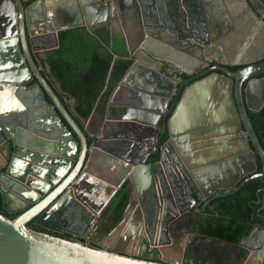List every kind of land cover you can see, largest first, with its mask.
<instances>
[{
	"label": "water",
	"instance_id": "obj_1",
	"mask_svg": "<svg viewBox=\"0 0 264 264\" xmlns=\"http://www.w3.org/2000/svg\"><path fill=\"white\" fill-rule=\"evenodd\" d=\"M181 4L179 28H172V15L159 12L156 0H0V201L8 214L0 212V264H264V219L239 244L168 233L215 192L224 191L215 196L221 199L264 179V149L248 115L264 107V61L229 68L264 52V0H201L203 26L191 38L178 34L179 24L193 19ZM60 12L71 22L57 23ZM110 12L125 27L133 61L116 89L133 77L135 84L126 102L110 99L100 113L97 104L82 123L60 98L69 96L50 71L47 39L59 46L61 31L80 27L94 35ZM34 91L52 113L49 127L59 131L52 140L28 137ZM156 152L159 160L150 161ZM123 187L128 205L100 248L61 236L98 234L96 218ZM258 203L264 209L260 196ZM156 213L164 216V236L139 244L142 255L127 252ZM32 221L47 231L31 228ZM126 222L132 228L125 240L104 244Z\"/></svg>",
	"mask_w": 264,
	"mask_h": 264
},
{
	"label": "trees",
	"instance_id": "obj_2",
	"mask_svg": "<svg viewBox=\"0 0 264 264\" xmlns=\"http://www.w3.org/2000/svg\"><path fill=\"white\" fill-rule=\"evenodd\" d=\"M47 57L54 79L63 93L68 92L75 99L74 113L84 122L89 119L99 98L98 107L107 104L133 63L128 58L122 35H115L111 41L107 33L92 35L83 27L61 31L59 46L49 51ZM115 57L118 58L114 61ZM248 115L264 149V107L257 112L249 110ZM160 125L163 127L162 123ZM167 139V134L161 135L158 146ZM157 160L158 152L150 158V161ZM257 167L256 173L261 172L259 158ZM263 187V178L251 179L238 193L216 200L212 203L216 211L200 215V226H194L193 232L239 244L255 226L263 223L264 209L257 204L259 196H264ZM128 197L126 188H122L114 199L115 224L122 218Z\"/></svg>",
	"mask_w": 264,
	"mask_h": 264
},
{
	"label": "flooded vegetation",
	"instance_id": "obj_3",
	"mask_svg": "<svg viewBox=\"0 0 264 264\" xmlns=\"http://www.w3.org/2000/svg\"><path fill=\"white\" fill-rule=\"evenodd\" d=\"M183 1L185 2V6L187 7V12L188 11L190 12L191 19L192 18L193 19L191 21L190 26H188L187 24L181 22L179 24L180 30H179L178 34H181L182 36L184 35V36H187V37L191 38L192 35H193L192 33H195L196 32L198 34V32L200 31L199 30L200 26H203V22L204 21H203L202 18L204 17V15L200 19V16H201V12H200L201 0H183ZM156 2H158L160 4V3H163L164 0H156ZM30 4H31V2L29 1L25 5L28 7ZM181 5H182L181 4V0H177L176 6H178L182 10V12H183V9L180 7ZM161 7L164 8L165 5L164 6L162 5ZM63 13H65V12H60L61 16H57V19H56L57 20V23H61V24L70 23L71 22L70 19H64L62 17V14ZM129 20H126L127 21L126 22V24H127L126 28L128 30L129 29H132L131 28V25L129 24V23H131ZM164 20L166 21V19H164ZM171 20H167V21H170V23H168L169 26L172 27V28L178 27L177 23L174 20H172V21ZM124 29H125V27L124 28L122 27V23H120L119 18L118 17H114L113 14H111V12H110L109 16L107 17V19L104 22H101L99 24L98 23L95 24V27H94L95 34L94 35H97L100 32H105V33L108 34L110 40L112 41L113 40V37L115 35H122ZM47 42H48V45L50 47L54 48V49L58 47V43H57V41H56L55 38H49V39H47ZM263 55H264V52H262L261 54H259L257 56H253V53H251L250 59L247 60L246 64L245 63H244V65L236 64L235 66L233 65V66H230L229 68L232 71H236V70H239L240 68H242L244 66L251 65L254 62H257L256 60H258V59H260L261 61H264V56ZM235 62H236V59L232 60V63H235ZM213 65H214V63L210 64L211 67ZM233 68H236V69L234 70ZM184 78L185 79H188L189 76H184ZM110 99H109V101H110ZM104 109H102L100 112H103ZM97 121L94 120V123H93V127L94 128H97L98 127V126H96L97 125ZM262 169H263V167H262ZM263 189H264V187H263ZM263 189H262V192L264 194ZM119 191H118V193H119ZM126 191H127V189H126ZM222 192H224V191H217V192H215L209 198H206L202 202H200L197 205H195V207L193 206L187 214L185 213L182 217L180 215V218H178L179 217L178 216L176 218V220L179 219L178 222L176 224L169 225V231H168V233L169 234L172 233L173 235H175V233H173L172 231L184 232L186 230H189L190 233L198 234V233L193 232V230H194V226L197 227V228L200 226V221H201L200 215H205L208 211H210V212H215L216 211L215 208L213 207V204L212 203H214L216 200H218V199L215 198V196L218 195L219 193H222ZM128 196H129V194H128ZM115 197L103 209V211L100 213V215L96 218V222H95L96 225L97 224L99 225L102 222V229L100 230V232L98 234H95V232L92 231V232L85 233L83 238L82 237H79V236H77L75 234H68V233L61 234V236L63 238H68V239H72V240H75V241H82V242L86 243L87 245H89L91 247H94V248H100V245H101L100 244V241H101V239L102 238H105L106 236H108L109 233L112 230H114L117 226H119V223L121 221L120 220L116 224L113 222V217H114V212H115V206H116L115 203H114L115 202V200H114ZM261 199L264 202V196ZM209 201H210V203L207 204ZM257 204L263 208V203L259 204L257 202ZM127 205H128V202H127ZM127 205H126V207H127ZM0 212L3 213V214H5V215H8L7 212L2 208L1 201H0ZM190 215H193V218H191ZM10 216L11 217H14L16 215H14V216L10 215ZM129 216H128L129 221L133 220L134 217H135V212H132L131 211ZM152 218L153 219H156V220H153V222L150 223L147 232H146V229H145L146 227H143V224H141L139 226V230L137 231V234L135 236H133V238L131 240L128 241L129 244H128V247H127V252H130L131 254H134V255H137V256L142 255V254L145 253V251H144L145 248H143L142 251H141L140 248H139V246H138L139 244L145 245L146 242L150 241V237H152L156 241L158 238L161 237V234H162V236H164L163 231H165V228L163 227V224H164V222H163L164 221L163 214H159L158 215L156 213V217L154 216ZM156 221H159V222H156ZM128 224H129V228L128 229H124V226L125 225L122 228L121 227L119 228V235L115 238V239H117V241L115 243H119L120 240L121 241H124L125 240L124 237H126V236H124V235L125 234H128V231H130L131 228H132L130 226V223H128ZM29 226L31 228L35 229V230H38V231H42V232L47 231L45 229L40 228L34 221L30 222L29 223ZM72 230L73 231L80 232V227H76L75 226L74 229H72ZM115 239H111V241L108 240L104 244L109 245V246H115V244L113 243V240L115 241ZM135 240H137L136 246L134 245ZM115 247H117V245Z\"/></svg>",
	"mask_w": 264,
	"mask_h": 264
},
{
	"label": "crops",
	"instance_id": "obj_4",
	"mask_svg": "<svg viewBox=\"0 0 264 264\" xmlns=\"http://www.w3.org/2000/svg\"><path fill=\"white\" fill-rule=\"evenodd\" d=\"M182 2V0H181ZM177 0H164L163 3H158L156 2V9L161 12V13H166L167 15L171 14L173 17V20L178 21L179 19L182 20L181 16H182V10L176 6ZM164 6V8H162L161 6ZM181 7V6H180ZM46 53L44 54L45 57ZM4 59V58H3ZM1 59V65L2 64H6V57L3 60ZM58 82V81H57ZM135 84V77L130 78V80H128L127 85L118 88L114 90L111 99L113 100V102L115 104H121L127 101V97L129 95V88H131V86H133ZM58 89L61 91L60 89V85L59 83L57 84ZM62 92V91H61ZM67 94V93H65ZM33 96H37V93L34 91L33 92ZM69 99H66L64 97H60L61 100L64 102V104L69 105L71 110L74 112V104H75V99L68 95ZM36 99L34 101L32 100H27L28 105H29V109L28 112L30 113V121L29 123H31V126L33 127L34 131L31 132L32 134H29V138L31 139H35V138H39V139H47V140H52V139H48L49 138H53L54 135L58 134L59 131L57 130L56 125L52 124V126L55 128H50L49 127V123H51V119H49L50 117H52V113L49 111L48 107L46 106V104L41 103L39 99H37V97H35ZM5 101L7 100L6 98H4ZM36 102V103H35ZM109 102V101H108ZM108 102L105 106L103 107H98L99 103H100V98L97 101V112L100 113V111L104 108H106V106L108 105ZM96 104V105H97ZM7 107V103L5 104ZM37 105V106H35ZM95 120L97 121V125L100 123V118L99 116H97V118H95ZM82 123H85L84 121H82ZM130 217V216H129ZM129 221V219H128ZM129 228V224L128 222L125 223L124 229H128ZM117 241V239H115V242Z\"/></svg>",
	"mask_w": 264,
	"mask_h": 264
},
{
	"label": "bare ground",
	"instance_id": "obj_5",
	"mask_svg": "<svg viewBox=\"0 0 264 264\" xmlns=\"http://www.w3.org/2000/svg\"><path fill=\"white\" fill-rule=\"evenodd\" d=\"M68 93V92H67ZM195 207V206H194ZM196 212V211H195Z\"/></svg>",
	"mask_w": 264,
	"mask_h": 264
},
{
	"label": "rangeland",
	"instance_id": "obj_6",
	"mask_svg": "<svg viewBox=\"0 0 264 264\" xmlns=\"http://www.w3.org/2000/svg\"><path fill=\"white\" fill-rule=\"evenodd\" d=\"M98 106V105H97Z\"/></svg>",
	"mask_w": 264,
	"mask_h": 264
}]
</instances>
